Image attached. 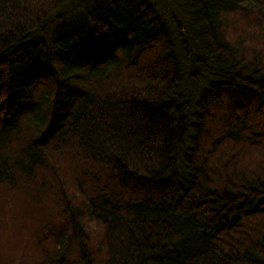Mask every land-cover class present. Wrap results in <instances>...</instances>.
Here are the masks:
<instances>
[{
    "label": "trees",
    "instance_id": "1",
    "mask_svg": "<svg viewBox=\"0 0 264 264\" xmlns=\"http://www.w3.org/2000/svg\"><path fill=\"white\" fill-rule=\"evenodd\" d=\"M0 264H264V0H0Z\"/></svg>",
    "mask_w": 264,
    "mask_h": 264
}]
</instances>
